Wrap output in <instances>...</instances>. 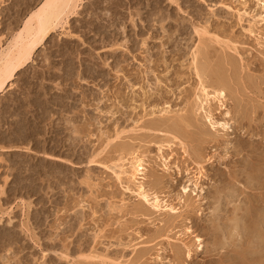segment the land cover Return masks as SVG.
I'll list each match as a JSON object with an SVG mask.
<instances>
[{"label":"rangeland","instance_id":"obj_1","mask_svg":"<svg viewBox=\"0 0 264 264\" xmlns=\"http://www.w3.org/2000/svg\"><path fill=\"white\" fill-rule=\"evenodd\" d=\"M40 1L0 0V46ZM158 1L83 0L0 94V264H264V0Z\"/></svg>","mask_w":264,"mask_h":264},{"label":"bare ground","instance_id":"obj_2","mask_svg":"<svg viewBox=\"0 0 264 264\" xmlns=\"http://www.w3.org/2000/svg\"><path fill=\"white\" fill-rule=\"evenodd\" d=\"M83 0H49V2L52 4V7L46 9L43 13H41L40 15H37L35 17H33L32 19L29 20V17L32 16L33 13L35 12H39L40 10V6L42 4L45 3V0H41L36 7H34L33 9H31L27 15L23 18L21 25L12 32V34L8 37V39L6 40V42L2 43L0 46V94H2L3 92H5L8 88H11V85L14 83V79L16 78V75L22 70L24 69L32 60H33V56L36 53V51L45 43V41L52 35V33H54L55 31H57L59 28L65 27L66 24H68V22L70 21V19H72L74 16H76L79 13L80 7H81V3ZM156 3H154V9H157L155 7L158 6V0H155ZM172 2L174 0H171ZM151 2V1H150ZM150 2H147V6L151 5ZM175 3V2H174ZM180 8V7H179ZM153 9V10H154ZM152 10V8H151ZM152 10V11H153ZM151 11V13L153 14V12ZM156 11V10H155ZM245 11V10H244ZM157 12V11H156ZM157 14V13H155ZM260 16V15H259ZM43 17V18H41ZM160 19H164V16H160ZM59 18V19H58ZM60 20H62L63 22L61 23ZM28 21L27 24H25L24 22ZM257 22L259 21H264V14L260 16L259 20H256ZM195 29V28H194ZM205 29V28H204ZM43 30V34L41 35V31ZM197 33H200L201 30L199 29H195ZM204 33H207V31H205ZM203 33V35H204ZM201 35V34H200ZM208 35V34H207ZM38 37V39H37ZM7 38V37H6ZM200 38V37H199ZM210 39V37H209ZM205 40V39H204ZM212 40V39H211ZM216 40L219 42L220 40L218 38H216ZM213 40V41H216ZM5 41V40H4ZM206 41V40H205ZM1 42V39H0ZM31 45V49L29 51V46ZM210 45V44H209ZM200 50V49H199ZM206 50V49H205ZM203 51V50H202ZM198 53L195 52L193 54V63H195V68L198 69V75H200L202 70L199 68V66H197L198 64L196 63L197 61V55ZM201 57V55H200ZM208 58V57H207ZM195 59V60H194ZM227 60V59H226ZM232 62V60H231ZM210 63V62H209ZM208 65V64H207ZM206 66V65H205ZM220 67V66H219ZM69 68V67H68ZM210 69V68H209ZM204 70V69H203ZM219 71H221L219 69ZM117 72V71H116ZM223 72V71H222ZM72 74V72H71ZM219 75V74H218ZM216 75L217 76V82H216V86L217 88L213 89V91H209L207 86L203 83V81L201 80L200 82V86H199V91H200V97H199V102H200V108L204 109L206 111V117L208 119H211V111L210 108L209 109H205V104H207L209 101L213 100V99H218L219 101H222V98L225 97V91L223 90L224 86L227 87V85H229L228 83L226 84V78L224 79L225 76L221 75ZM204 76V75H203ZM211 76V75H210ZM221 76V77H220ZM209 77V76H208ZM200 79H201V75H200ZM210 79V78H209ZM228 79V78H227ZM234 80V79H233ZM205 81V80H204ZM211 81V80H210ZM43 86V85H42ZM219 86V87H218ZM32 87V86H31ZM215 87V86H214ZM29 88V87H28ZM227 89V88H226ZM63 90V89H62ZM28 96V95H27ZM59 96V95H58ZM25 97V96H24ZM30 98V97H29ZM61 98V97H60ZM18 100L21 98H17ZM23 99V97H22ZM27 98L24 99V102ZM37 99V98H35ZM43 99V98H42ZM57 99V97H56ZM30 100V99H29ZM198 100V99H197ZM22 101V100H20ZM41 101V100H40ZM52 101V100H50ZM54 102V100H53ZM58 102V101H57ZM62 102V101H61ZM30 104V102H28ZM34 103V101H33ZM47 103V101H46ZM19 106H24L23 102H19L18 103ZM39 104V103H38ZM41 104V103H40ZM65 104V103H64ZM69 104V103H68ZM199 104V103H197ZM196 104V105H197ZM42 105V104H41ZM56 106V105H55ZM25 107V106H24ZM60 107V106H59ZM65 107V106H64ZM17 108V107H16ZM19 108V107H18ZM36 108V107H35ZM29 108H25L26 112L23 110V112L29 113L30 110L28 111ZM50 109V108H49ZM48 109V110H49ZM166 109V108H165ZM164 109V110H165ZM199 109V108H198ZM168 110V109H166ZM197 110V109H196ZM20 111V110H18ZM162 111V110H161ZM170 111V110H169ZM168 111V112H169ZM22 112V113H23ZM34 112V111H33ZM164 112V111H163ZM195 112V111H194ZM17 113V112H16ZM19 113V112H18ZM32 113V111H31ZM49 113V112H48ZM167 112H165L166 114ZM23 114V115H24ZM38 114V113H37ZM16 115V114H15ZM18 115V114H17ZM20 115L21 112H20ZM19 115V116H20ZM22 115V116H23ZM42 115V114H41ZM176 115V114H175ZM195 115V114H194ZM21 117V120L22 119ZM26 118L29 116L25 115ZM40 116V115H39ZM34 117V116H32ZM43 117V115H42ZM175 117V116H174ZM35 118V117H34ZM41 118V117H40ZM39 118V119H40ZM163 120L161 118V120H159L160 118H158L157 122H155L158 125H163L167 122H170V126L175 128L177 127L181 122L183 121H187L189 122L190 120L193 119L192 114L190 115H185V114H177V116L174 118V120L172 119L173 117L171 116H166V118L163 116ZM19 119V118H18ZM29 120V118H27ZM37 119V117H36ZM25 120V119H24ZM23 120V122H24ZM71 120V119H70ZM45 121V120H44ZM151 122V121H150ZM172 122V123H171ZM186 122V124H188ZM25 123V122H24ZM192 122H190L189 124H191ZM22 124V123H21ZM26 124V123H25ZM58 124V123H57ZM188 124V125H189ZM161 125V127H162ZM166 125V124H165ZM194 125V124H193ZM18 126V125H17ZM169 125H166V128L168 129ZM183 126V125H182ZM151 127V126H150ZM165 127V126H163ZM170 128V127H169ZM179 128V127H177ZM26 129V128H25ZM57 129V128H56ZM166 129V130H167ZM12 130V129H11ZM23 130V129H22ZM171 128L168 130L170 131ZM173 130V129H172ZM171 130V131H172ZM21 131V130H20ZM26 131V130H25ZM24 131V132H25ZM177 131V130H175ZM31 132V131H30ZM37 132V131H36ZM174 132V131H173ZM77 133V132H76ZM120 133V132H119ZM122 133V132H121ZM170 133V132H169ZM23 137V136H22ZM28 136L24 135L23 138H25ZM183 137V136H182ZM185 138V137H184ZM14 139V138H13ZM26 139V138H25ZM29 139V138H28ZM23 140V139H22ZM57 141V140H56ZM15 142V141H14ZM28 144V143H27ZM123 145V144H122ZM119 148V147H118ZM161 148V147H160ZM124 149V147H123ZM95 152V151H94ZM121 152V151H120ZM119 152V153H120ZM97 153V152H96ZM99 154V153H97ZM51 156V155H50ZM126 156V155H125ZM59 157V156H58ZM94 158V157H93ZM91 158L89 160L90 161H94V159ZM120 159H123L119 164H115V167L113 168V174L116 175L118 180H122L126 179L127 182H131L134 183L136 186L135 190H132L133 188L130 189L129 184L126 186L127 189L134 191L137 196H139V199H141V201H145L148 202L149 204H151V206H153L157 211H162V208H166V207H170L172 210L174 209V207L168 206L166 203L163 204L161 202V199L159 198L158 195L153 194L154 196H152L151 194H149V192L147 191V189L144 186V182L142 179H144V175L146 172H144L146 166H145V159L142 156V153L139 154V152H137L136 150H131V152H128L127 157H120ZM119 159V160H120ZM125 160H127L125 162ZM128 164V165H127ZM146 171V170H145ZM22 179V178H21ZM20 179V180H21ZM120 181V182H122ZM150 188V187H149ZM151 195V197H150ZM178 209V208H177ZM165 210V209H164ZM167 210H169L167 208ZM171 210V211H172ZM175 210V209H174ZM233 229V228H232ZM63 253V252H61ZM94 254V253H93ZM87 256V255H86ZM86 258V257H85ZM96 258V257H95ZM118 264V263H117ZM132 264V263H131Z\"/></svg>","mask_w":264,"mask_h":264},{"label":"snow or ice","instance_id":"obj_3","mask_svg":"<svg viewBox=\"0 0 264 264\" xmlns=\"http://www.w3.org/2000/svg\"><path fill=\"white\" fill-rule=\"evenodd\" d=\"M50 7H52V4L49 2V0H45V3L40 6L39 12L33 13L32 16L29 17V20L32 19L33 17L37 16V15H40L41 13H43L46 9H48ZM41 18H43V17H41ZM60 22L62 23L63 21L60 20ZM24 23L27 24L28 21H25ZM40 34L41 35L43 34V30L41 31ZM37 39H38V37H37ZM76 39H79V37H76ZM30 49H31V45L29 46V51H30ZM185 191H187V189H185Z\"/></svg>","mask_w":264,"mask_h":264}]
</instances>
